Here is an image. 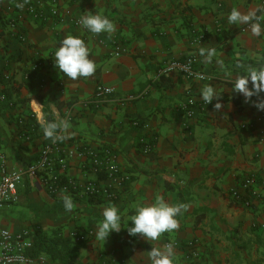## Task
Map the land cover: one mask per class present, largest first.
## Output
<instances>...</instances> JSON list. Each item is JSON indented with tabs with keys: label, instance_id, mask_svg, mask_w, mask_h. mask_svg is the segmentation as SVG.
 <instances>
[{
	"label": "crops",
	"instance_id": "obj_1",
	"mask_svg": "<svg viewBox=\"0 0 264 264\" xmlns=\"http://www.w3.org/2000/svg\"><path fill=\"white\" fill-rule=\"evenodd\" d=\"M54 1L79 17L106 16L114 31L94 34L53 17L37 20L20 0H0V176L1 156L9 170L25 168L56 140L75 149L68 159L70 178L104 184L89 170L84 150L108 146L132 179L108 200L66 191L53 196L39 180L25 176L18 199L1 210L0 225L15 233L59 231L81 243L78 264H151V248L169 243L174 264H264V200L249 207L234 196L244 192L242 182L252 174L264 195V110L257 107L264 94L246 101L229 83L248 68L264 65V36H254L251 27L243 31L248 24L228 22L237 9L255 13L264 25L261 0H47L46 7ZM201 32L205 39L194 43ZM69 35L88 47L96 64L92 76L71 80L54 66L52 56ZM114 39L120 43L119 55ZM201 48L215 49L211 63L204 62ZM189 56L212 80L180 72L158 75L159 66ZM100 83L115 92L96 103ZM207 84L216 88L222 107L217 110L214 99L188 118L182 104L188 95L203 101L200 90ZM130 95L138 98L128 100ZM34 110L36 129L25 141L18 119ZM135 120L140 124L134 125ZM53 124L52 136H47L45 129ZM142 138L153 141L152 152L142 150ZM65 195L74 202L70 212L64 209ZM159 196L187 205L177 216L179 227L154 241L129 235L137 205ZM113 204L120 209L121 231L99 240L102 210ZM89 229L95 235L88 241L74 240V232ZM188 243L194 244L191 258Z\"/></svg>",
	"mask_w": 264,
	"mask_h": 264
},
{
	"label": "built area",
	"instance_id": "obj_2",
	"mask_svg": "<svg viewBox=\"0 0 264 264\" xmlns=\"http://www.w3.org/2000/svg\"><path fill=\"white\" fill-rule=\"evenodd\" d=\"M47 0H20L19 4L26 9V12L37 20H45L53 17L61 22H71L77 27H82L79 23L80 17L75 15L73 9L61 8L56 1L47 8L45 3ZM264 8V0H261ZM251 24L243 28L246 31ZM25 40V36H21ZM205 39V33L201 32L194 36L193 42L200 43ZM117 52L121 53V47L118 40L114 39ZM197 58L189 56L187 59L173 60L166 62L158 68V75H165L173 72H180L185 76L200 81H210L212 77L201 72L196 68ZM202 76L203 79H198ZM10 78V77H6ZM115 89L105 84H98L95 89L94 101L100 103L113 95ZM264 94V93H262ZM137 95H130L128 100L137 99ZM206 104L198 100L193 95H188L187 100L182 104L181 109L184 110L188 118H193L198 108H203ZM68 118L70 115L68 113ZM37 113L32 111L30 117H21L18 124L21 127V137L28 141L32 138V134L36 129ZM134 125L140 122L135 120ZM248 127L246 124L243 128ZM141 147L145 153L153 151L154 143L147 138L141 139ZM84 154L88 158L89 170L104 179V184L97 181L86 180L79 182L66 175L68 159L75 155V149L61 145L58 141L53 140L44 145L38 159L25 168L9 170L6 165L5 157L1 156V176H0V214L1 210L9 203L18 199V187L22 183L25 176H30L39 180L43 188L50 195L56 196L61 192H77L89 198H105L113 200L117 197L118 192L126 186L132 179L129 172L123 170L118 161L117 153L108 146L102 148L86 147ZM244 192H234L237 200H242L246 206L252 207L257 202L264 200V195L256 187L255 174L247 176L242 182ZM95 235L94 229L86 232H74L72 234L74 240L78 242L88 241ZM185 248L189 250L187 258L193 257L195 254L194 244L188 243ZM0 264H51L46 255L34 254V231L24 229L20 232H11L7 228L0 225Z\"/></svg>",
	"mask_w": 264,
	"mask_h": 264
},
{
	"label": "clouds",
	"instance_id": "obj_3",
	"mask_svg": "<svg viewBox=\"0 0 264 264\" xmlns=\"http://www.w3.org/2000/svg\"><path fill=\"white\" fill-rule=\"evenodd\" d=\"M254 20L256 22H253ZM228 22L230 24H251V31L254 36H264V25L261 24L255 13L242 14L239 10L233 9L228 16ZM79 23L94 34L114 31L112 21L101 14L83 15L80 17ZM214 55L215 49H200V56L204 58L206 63H211ZM52 57L54 66L71 80L90 77L96 71V64L90 59L88 47L84 40L78 36H65ZM197 78L203 79L202 76ZM229 83L232 90L241 93L246 101L253 96H259L264 93V65H261L259 69L248 68L244 74H238L234 79H230ZM250 83L251 87H249ZM200 96L206 105L212 104L213 100L216 99L217 102L214 107L217 110L222 107L219 102L220 95L213 85H205L200 90ZM257 107L264 110V103L258 104ZM55 127L54 124L49 125L45 129V134L52 136V130ZM63 205L66 212L72 211L73 199L68 195L63 196ZM186 210V204H170L163 196H159L153 203L137 205L130 220V227L127 228L128 233L131 236L139 234L148 241L157 240L163 233L172 232L179 227L177 216ZM102 216V221L97 225L96 238L106 241L113 232L121 231L122 217L120 209L114 204L104 207ZM148 255L151 264H174L175 249L173 244L169 243L163 249L151 248Z\"/></svg>",
	"mask_w": 264,
	"mask_h": 264
},
{
	"label": "trees",
	"instance_id": "obj_4",
	"mask_svg": "<svg viewBox=\"0 0 264 264\" xmlns=\"http://www.w3.org/2000/svg\"><path fill=\"white\" fill-rule=\"evenodd\" d=\"M80 245L59 231H34V254L46 255L51 264H78Z\"/></svg>",
	"mask_w": 264,
	"mask_h": 264
}]
</instances>
